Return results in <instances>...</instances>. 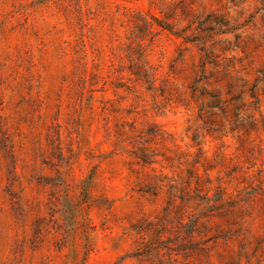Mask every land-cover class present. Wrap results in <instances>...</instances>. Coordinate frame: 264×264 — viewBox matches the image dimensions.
Wrapping results in <instances>:
<instances>
[{"label":"rangeland","instance_id":"obj_1","mask_svg":"<svg viewBox=\"0 0 264 264\" xmlns=\"http://www.w3.org/2000/svg\"><path fill=\"white\" fill-rule=\"evenodd\" d=\"M0 264H264V0H0Z\"/></svg>","mask_w":264,"mask_h":264}]
</instances>
